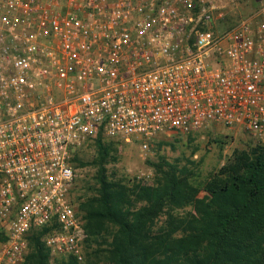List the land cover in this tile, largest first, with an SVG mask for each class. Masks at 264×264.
<instances>
[{"label": "built area", "instance_id": "obj_1", "mask_svg": "<svg viewBox=\"0 0 264 264\" xmlns=\"http://www.w3.org/2000/svg\"><path fill=\"white\" fill-rule=\"evenodd\" d=\"M0 0V264L34 229L83 261L74 160L100 136L150 150L222 125L264 144V0Z\"/></svg>", "mask_w": 264, "mask_h": 264}, {"label": "trees", "instance_id": "obj_2", "mask_svg": "<svg viewBox=\"0 0 264 264\" xmlns=\"http://www.w3.org/2000/svg\"><path fill=\"white\" fill-rule=\"evenodd\" d=\"M94 143L98 189L79 211L90 240L108 244L110 264H264V145L235 150L202 187L186 168L164 163L153 185L127 189L108 176L115 142L100 136ZM189 207L196 212H184ZM51 231L30 232L27 264H51L43 241ZM61 264L79 263L70 256Z\"/></svg>", "mask_w": 264, "mask_h": 264}, {"label": "rangeland", "instance_id": "obj_3", "mask_svg": "<svg viewBox=\"0 0 264 264\" xmlns=\"http://www.w3.org/2000/svg\"><path fill=\"white\" fill-rule=\"evenodd\" d=\"M258 0H247L238 7L229 10L225 21L218 23V29L233 27L238 20L247 16L258 7ZM95 140L84 145L76 156L74 167L78 174V180L73 191L78 211L81 202L92 197L97 192L98 168L92 164L96 156ZM258 145H264L254 136L237 129H228L222 125H212L199 132L187 135L172 134L160 136L151 146L150 150L142 152L138 142L115 143L117 150L116 161L107 165L109 179L124 185L127 189L135 186L153 185L157 179V166L168 163L186 168L192 183L202 187L214 174L226 165L235 150H251ZM206 195L200 192L201 198ZM184 212H196L195 207H189ZM182 212V213H184ZM82 216L84 228L85 219ZM86 230V228H85ZM0 232L4 229L0 227ZM87 232V230H86ZM82 252L83 261L79 264H110L106 253L108 244L90 240L87 232ZM6 236V235H5ZM46 237L43 241L46 244ZM90 240V241H89ZM6 242L0 241V248ZM31 251V243L28 240V248L22 259L16 264H27V257ZM70 256H54L51 254V264H61L68 261Z\"/></svg>", "mask_w": 264, "mask_h": 264}]
</instances>
